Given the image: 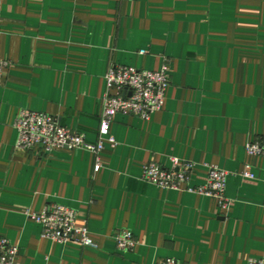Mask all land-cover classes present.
I'll return each mask as SVG.
<instances>
[{"label": "crops", "instance_id": "1", "mask_svg": "<svg viewBox=\"0 0 264 264\" xmlns=\"http://www.w3.org/2000/svg\"><path fill=\"white\" fill-rule=\"evenodd\" d=\"M145 51L146 54H141ZM0 237L17 264H247L264 258V0H0ZM171 66L165 104L150 121L118 114L96 171L86 150L44 157L16 149L22 110L58 117L97 144L111 68ZM195 165L191 186L216 166V199L142 180L144 166ZM250 167L254 178L243 171ZM77 211L99 248L54 243L28 213ZM136 247L119 251L115 233Z\"/></svg>", "mask_w": 264, "mask_h": 264}, {"label": "built area", "instance_id": "2", "mask_svg": "<svg viewBox=\"0 0 264 264\" xmlns=\"http://www.w3.org/2000/svg\"><path fill=\"white\" fill-rule=\"evenodd\" d=\"M141 54H146L142 51ZM11 63L0 59V77L9 69ZM171 66L162 65L159 71L139 70L129 66H116L110 69L107 81V93L104 98V110L100 125V139L97 144L88 143L86 136L68 130L58 117L31 110H22L14 127L18 133L16 149L32 151L49 157L53 153L86 150L97 159L96 171L101 167L100 154L106 143H114L110 135L111 125L118 114L135 116L150 121L161 111L165 104V95L170 86ZM251 156H264V137L246 146ZM172 167L165 169L156 163L144 166L142 180L162 189L194 193L216 199L223 209L229 207L226 197L228 173L216 166L209 167L205 185L191 186V177L195 170L192 163L172 159ZM242 175L254 178L250 167ZM29 217L42 228V237L54 243L76 244L84 248L98 249L97 242L91 237L86 224L78 225L77 211L57 203L48 204L40 213H28ZM119 251H132L137 241L127 229L115 233ZM20 248L8 239L0 237V264H17ZM157 264H180L174 260L160 261ZM247 264H264V258H251Z\"/></svg>", "mask_w": 264, "mask_h": 264}]
</instances>
